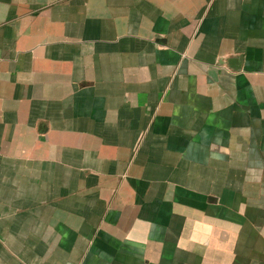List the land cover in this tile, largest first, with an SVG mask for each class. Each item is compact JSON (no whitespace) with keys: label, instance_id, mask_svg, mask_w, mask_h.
<instances>
[{"label":"crops","instance_id":"0c3cea01","mask_svg":"<svg viewBox=\"0 0 264 264\" xmlns=\"http://www.w3.org/2000/svg\"><path fill=\"white\" fill-rule=\"evenodd\" d=\"M0 264H264V0H0Z\"/></svg>","mask_w":264,"mask_h":264}]
</instances>
